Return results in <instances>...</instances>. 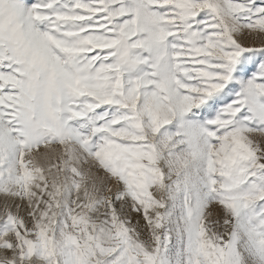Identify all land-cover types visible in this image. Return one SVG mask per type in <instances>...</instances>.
I'll return each instance as SVG.
<instances>
[{
  "label": "snow or ice",
  "instance_id": "snow-or-ice-1",
  "mask_svg": "<svg viewBox=\"0 0 264 264\" xmlns=\"http://www.w3.org/2000/svg\"><path fill=\"white\" fill-rule=\"evenodd\" d=\"M0 264H264V0H0Z\"/></svg>",
  "mask_w": 264,
  "mask_h": 264
}]
</instances>
